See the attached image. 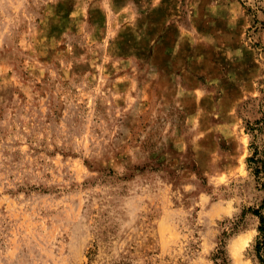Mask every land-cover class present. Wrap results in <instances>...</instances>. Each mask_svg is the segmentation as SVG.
I'll use <instances>...</instances> for the list:
<instances>
[{
    "label": "rangeland",
    "instance_id": "rangeland-1",
    "mask_svg": "<svg viewBox=\"0 0 264 264\" xmlns=\"http://www.w3.org/2000/svg\"><path fill=\"white\" fill-rule=\"evenodd\" d=\"M263 115L264 0H0V264H255Z\"/></svg>",
    "mask_w": 264,
    "mask_h": 264
},
{
    "label": "trees",
    "instance_id": "trees-1",
    "mask_svg": "<svg viewBox=\"0 0 264 264\" xmlns=\"http://www.w3.org/2000/svg\"><path fill=\"white\" fill-rule=\"evenodd\" d=\"M246 131L251 138L249 144V156L246 158V167L254 177L259 187L264 191V115L253 124H246ZM264 199L261 204L248 210L258 218L257 236L252 244V255L255 264H264ZM237 224L235 229H237ZM217 261L225 264L223 245L220 246L215 256ZM217 264V263H216Z\"/></svg>",
    "mask_w": 264,
    "mask_h": 264
},
{
    "label": "crops",
    "instance_id": "crops-1",
    "mask_svg": "<svg viewBox=\"0 0 264 264\" xmlns=\"http://www.w3.org/2000/svg\"><path fill=\"white\" fill-rule=\"evenodd\" d=\"M175 15V14H174ZM174 15L172 14H165V16H163L159 21L157 19V22H155V28L153 29V36H154V40L157 42L155 47H154V55L158 56L160 53L164 54V56H171L170 58H172L174 56V54H176L175 52H179V54L177 55L178 57V62L177 64V68H184L187 65V55H188V50L186 49V45L181 44L180 42H171L170 44L167 43L166 41V36L168 35V33H170V31L176 32V26L175 24L173 26L170 25H166L164 27V25L166 24L167 19L170 17H174ZM178 30V29H177ZM161 43H165L166 45L164 46ZM159 44V45H158ZM145 45V44H143ZM145 47V46H143ZM143 51L146 48H143ZM137 50H139L140 52V47L136 48Z\"/></svg>",
    "mask_w": 264,
    "mask_h": 264
}]
</instances>
